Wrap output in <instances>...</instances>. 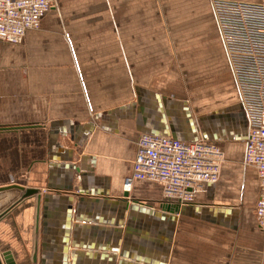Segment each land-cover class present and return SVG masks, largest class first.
<instances>
[{
	"label": "crops",
	"instance_id": "1",
	"mask_svg": "<svg viewBox=\"0 0 264 264\" xmlns=\"http://www.w3.org/2000/svg\"><path fill=\"white\" fill-rule=\"evenodd\" d=\"M56 8L45 14L38 31L25 34L23 43L0 41V71L4 72H0V128H8L0 129V187L40 189L0 222V252L2 247L12 248L19 264H34L35 252L38 264H61L62 247L66 248V264H264V230L255 216L256 170L252 216L248 208L220 200V179L178 214L165 210L164 206L175 203L164 197L160 183L138 180L130 190L124 187L141 134L160 130V134L166 131L194 139L188 111L199 139L219 147L221 141L242 140L245 152L247 120L240 116L239 92L219 29L218 56L227 67L234 91L222 114L203 115L204 103L195 104L169 92L164 81H139L136 44L131 48L130 80L118 43L73 42L80 52L75 59L69 43L56 38L54 43L45 42L49 31L61 26ZM68 30L73 35L99 31L78 19ZM14 48L20 56L13 62ZM223 112L235 114L236 121L222 125L219 116ZM205 116L213 118L204 120ZM202 128L212 134L225 129L226 134L209 138L201 134ZM81 163L80 176L67 167ZM126 192L128 208L123 199ZM23 194L17 188L0 192V214ZM94 228L111 229L112 239L96 235ZM159 234L167 237L159 239ZM151 245L162 246L163 252L154 251ZM110 256L116 259L110 261Z\"/></svg>",
	"mask_w": 264,
	"mask_h": 264
},
{
	"label": "rangeland",
	"instance_id": "2",
	"mask_svg": "<svg viewBox=\"0 0 264 264\" xmlns=\"http://www.w3.org/2000/svg\"><path fill=\"white\" fill-rule=\"evenodd\" d=\"M215 1L57 0L55 14L61 26L49 31V39L45 42L54 43L56 38L69 43L75 59L80 52L78 48L74 49L73 42L118 43L123 49L120 52L125 76L130 80L131 48L136 44L139 47L141 83L164 81L163 85L169 92L195 104L204 103L206 114L203 115L216 111L222 114L234 87L226 65L218 56L221 39L213 8ZM247 2L264 4V0ZM77 19L85 27L97 26L99 31L73 35L68 27ZM116 28L119 30L115 31ZM21 43L23 40L18 44ZM12 50L14 62L20 54L16 48ZM218 143L226 157L221 171L219 198L248 208L252 216L257 178L255 167L245 162L244 142Z\"/></svg>",
	"mask_w": 264,
	"mask_h": 264
},
{
	"label": "built area",
	"instance_id": "3",
	"mask_svg": "<svg viewBox=\"0 0 264 264\" xmlns=\"http://www.w3.org/2000/svg\"><path fill=\"white\" fill-rule=\"evenodd\" d=\"M56 2L0 0V41L21 42L29 30L41 27ZM213 8L247 120L244 157L257 172L255 216L264 230V4L216 0ZM225 159L221 147L204 138L184 141L172 135L144 133L137 140L133 170L124 187L131 189L138 180L157 182L168 201L180 206L193 204L198 193L219 181Z\"/></svg>",
	"mask_w": 264,
	"mask_h": 264
},
{
	"label": "water",
	"instance_id": "4",
	"mask_svg": "<svg viewBox=\"0 0 264 264\" xmlns=\"http://www.w3.org/2000/svg\"><path fill=\"white\" fill-rule=\"evenodd\" d=\"M155 97H156V99L159 101H161V98L159 97V95L157 94V95H155ZM139 104H142V99H141V97H139ZM166 104H167V102L166 101H164ZM159 103V102H158ZM162 104H160L159 103V106L160 107H162L161 106ZM186 107H187V104H184ZM187 115H188V117H189V121H190V123H191V125H192V128H193V131H194V139H186V138H183V137H181L180 135H177V134H175V133H170V135H172L174 138H177V139H180V140H183V139H185V140H198L199 139V134L197 133V129H196V127H195V124H194V122H193V120H192V118H191V113H190V111H188L187 112ZM240 116H242V118H243V116H244V113H242ZM213 118V116H209V117H207V118H204V120L205 119H212ZM219 118L220 119H222V121H219V122H221V124L222 125H226L227 123H229L230 122V120L231 121H236V116H235V114L234 115H232V116H229V115H221V116H219ZM231 118V119H230ZM1 130H6V129H8V128H0ZM149 132H151V133H156V134H160L161 132H160V130L158 131V130H154V131H149ZM200 132H201V134L203 135V136H206V137H209V138H219L221 135H225L226 134V131H225V129L224 130H222L221 131V134L219 133V132H214L213 134L212 133H210V131H209V129H207V128H202L201 130H200ZM162 133L163 134H169L168 132H166V131H162ZM237 136H238V134H237ZM82 163H81V166L79 165H77V164H75L74 166H73V164H68V168H74L75 170H76V172L79 174V176L80 175H82V169H83V167H82ZM93 171V170H92ZM80 179V178H79ZM13 188H17V189H20V190H24V194H23V196H22V198H21V200H19L18 202H17V204H15L14 206H12V207H10V208H8V209H6L2 214H0V222L2 221V220H4V219H6L7 218V216H9V214L11 213V210L16 206V205H18L21 201H23V200H25V199H27V198H30V197H32L33 195H35V194H37V193H39L40 192V189H36V188H25L24 186H21V185H10V186H1L0 187V192L2 193V192H5V191H7V190H10V189H13ZM128 197H129V193L128 192H126L125 194H124V200L126 201V200H128ZM135 202H137V201H135ZM187 207V205H184V206H180L179 204H171V205H169L168 206V204L166 205V206H164V208H165V210H167V211H169V212H175V213H180V211H181V208H186ZM125 208H128V205H127V201L125 202ZM135 208V207H134ZM68 211H69V209H67V211H66V224H65V228H64V233L65 234H67V229H68V218H69V216H68ZM70 212V211H69ZM142 212H143V210H142ZM164 218V217H163ZM175 219V218H174ZM159 229H162V227L161 228H159ZM94 230H95V233H96V235H99L100 237H102V236H104V237H106L107 239H112V237H113V231L111 230V229H109V230H106V229H102V228H94ZM99 231V232H98ZM161 232H162V230H161ZM169 234H170V236L168 237V239L169 240H171V237H172V234H173V226L172 227H170L169 228ZM159 239H162V238H166L167 236L166 235H163V234H159ZM63 242H65V241H63ZM115 242H117L118 243V239H116V241ZM151 247L153 248V250L154 251H156V252H159V253H162L163 252V249L161 248L162 246H156V247H153L152 245H151ZM61 250H62V252H64L63 253V255H62V263L61 264H66V254H65V252H66V248L65 247H62L61 248ZM117 250V245L114 247V251H116ZM1 251H2V253L0 252V264H19V262H20V260L19 259H17V255L18 254H15V251L14 250H12V248H10V247H8V246H5V247H2V249H1ZM108 256H104L103 258H107ZM116 259V256H110L109 257V259L108 260H110V261H114ZM33 263L34 264H38V255H37V253L35 252L34 254H33ZM29 264V263H28ZM161 264H165L164 262H162Z\"/></svg>",
	"mask_w": 264,
	"mask_h": 264
},
{
	"label": "bare ground",
	"instance_id": "5",
	"mask_svg": "<svg viewBox=\"0 0 264 264\" xmlns=\"http://www.w3.org/2000/svg\"><path fill=\"white\" fill-rule=\"evenodd\" d=\"M127 190H130V189H127Z\"/></svg>",
	"mask_w": 264,
	"mask_h": 264
}]
</instances>
